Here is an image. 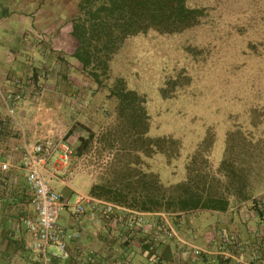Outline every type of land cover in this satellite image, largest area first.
<instances>
[{"label":"rangeland","instance_id":"1","mask_svg":"<svg viewBox=\"0 0 264 264\" xmlns=\"http://www.w3.org/2000/svg\"><path fill=\"white\" fill-rule=\"evenodd\" d=\"M79 1L0 0V42L16 50L33 32L36 44L43 43L67 67L76 46L71 21L80 12ZM187 4L204 8L200 24L172 34L150 30L127 37L109 60L103 88L80 72L96 101L91 109L87 105V119L75 120L63 138L94 134L81 154L75 143L69 145V177H81L88 190L95 183L115 182L123 166L134 163L157 173L166 186L184 181L188 170L196 169L211 192L229 202L264 198V0ZM28 26L33 27L29 32ZM72 62L81 66L75 58ZM116 78L143 98L148 137L177 140L178 156L169 143L168 153L146 157L137 152L143 144L110 134L117 112L107 88ZM71 206L62 209L58 224L65 223Z\"/></svg>","mask_w":264,"mask_h":264},{"label":"crops","instance_id":"2","mask_svg":"<svg viewBox=\"0 0 264 264\" xmlns=\"http://www.w3.org/2000/svg\"><path fill=\"white\" fill-rule=\"evenodd\" d=\"M26 36L16 50L9 48L8 41L0 42V264H264L261 202H229L225 211L169 214L176 237L164 238L154 249L145 244L156 231L154 225L127 228L114 217L98 223L89 215L75 221L70 210L65 223L59 225L79 231L81 237L69 242L68 257L55 258L53 247L46 254L33 250L23 223L33 213L24 175L25 146L48 138L75 143V152L81 154L79 139L63 137L75 120L87 119V105L93 108L96 98L71 56L65 67L43 43L36 44L33 32ZM16 79L27 89L12 106L10 116L3 97L17 89ZM78 156L73 158L78 160ZM72 170L73 161L62 166L56 154L41 171L47 187L67 203L65 208L88 190L81 177H69ZM221 234L238 238L225 244ZM89 257L92 260L87 261Z\"/></svg>","mask_w":264,"mask_h":264},{"label":"trees","instance_id":"3","mask_svg":"<svg viewBox=\"0 0 264 264\" xmlns=\"http://www.w3.org/2000/svg\"><path fill=\"white\" fill-rule=\"evenodd\" d=\"M78 6L80 12L71 21V35L76 41L71 57L80 62L81 71L101 88L103 79L108 78L109 60L127 37L150 30L162 34L181 32L200 24L205 15L204 8H191L187 0H80ZM107 89L108 97L116 99L117 123L110 130L112 136H124L143 144L137 152L146 157L168 153L169 143L176 147L173 152L179 155L177 140L148 137L149 120L144 100L127 87L124 79L116 78ZM93 136L91 132L80 136L81 147L91 143ZM197 172L189 169L184 181L166 186L157 173L128 163L115 182L95 183L88 194L142 212L178 216L202 209L225 211L229 199L211 192L206 179L198 178Z\"/></svg>","mask_w":264,"mask_h":264},{"label":"built area","instance_id":"4","mask_svg":"<svg viewBox=\"0 0 264 264\" xmlns=\"http://www.w3.org/2000/svg\"><path fill=\"white\" fill-rule=\"evenodd\" d=\"M15 86L17 89L11 90L3 97L10 116L13 114L12 106L23 98L27 89V86L18 79ZM56 154L62 166H66L72 156V150L68 143L62 140L53 142L48 138L36 141L30 147L25 146L24 175L33 213L25 217L23 223L33 250L46 254L47 249L53 247L56 250L53 253L55 258L66 259L69 242L79 241L81 236L79 231H70L58 224L60 213L67 203L59 192L47 187L42 176L44 165ZM260 202L264 204V198ZM72 207L75 221L89 215L92 221L98 223L114 217L127 228L156 226L154 234L145 240L149 249H154L166 237L169 239L176 237L169 214L165 212H142L84 194L76 197ZM220 237L224 243L237 241V237L233 235L221 234ZM89 260L92 258L89 257L87 261Z\"/></svg>","mask_w":264,"mask_h":264}]
</instances>
